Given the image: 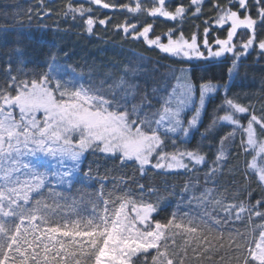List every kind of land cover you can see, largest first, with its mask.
<instances>
[{
    "label": "snow or ice",
    "instance_id": "obj_1",
    "mask_svg": "<svg viewBox=\"0 0 264 264\" xmlns=\"http://www.w3.org/2000/svg\"><path fill=\"white\" fill-rule=\"evenodd\" d=\"M132 2L88 0L104 9L145 12L154 19L180 23L192 9L193 16L201 14L204 0H190L187 7L179 4L174 11L169 10L171 0H152L151 7H145L143 0H134L132 7ZM213 8L215 24L222 28L228 25L226 38L214 40L215 50L209 43L207 20L204 51L196 33L186 38L183 31L170 28L150 36L152 24L141 30L128 21L116 27L181 62L193 57L215 61L232 53L227 69L232 78L240 57L249 55L250 49L258 48V55L264 57V0H228L224 5L214 3ZM65 9L63 15L71 14L73 19L77 14H89L86 30L93 31L96 21L90 15L91 8L82 4L75 7L68 0ZM98 23L105 25L107 21ZM16 52L23 57L21 49ZM51 59L48 71L31 74L22 67L13 74L9 64L6 80L0 84V264H185L189 252L200 262L264 264V212L259 210L264 200L253 205L226 202L224 192L215 186V177L228 158L226 142L234 141L237 132L241 133L240 147L254 152L248 168L264 185V163L257 164L258 158L264 160V140L259 139L264 135V105L257 115L254 104L229 98L225 87L221 105L225 114L216 116L200 133V143L188 147L203 123L206 99L219 91L218 84L207 81L199 85L197 106L191 70L181 68L177 85L162 99L160 108L149 114L146 108H151V101L146 92L138 104L128 99H135L139 91V85L132 82L136 68L124 67L119 78L109 84L108 97L99 89L86 87L74 70L56 65L54 53ZM188 112L192 113L190 118ZM242 118L246 124L241 123ZM218 124L231 125L232 131L220 136L209 162L202 151L203 141L212 136ZM169 142L171 151L167 150ZM86 153L118 160L122 166L133 163L141 176L148 166L185 172L206 166L205 184L213 187L197 194L196 185L185 184L184 191L191 192L188 210L182 211L177 204L162 222L156 218L162 210L160 199L155 203L145 200L143 185H139V198L128 192L117 194L115 187L106 192L107 172L100 175L97 169L93 176L91 166L82 172ZM92 179L100 183L97 192L89 194L76 187ZM120 182L125 181L121 178ZM85 198L90 209L81 207ZM245 213L250 227L242 232L234 225L244 221ZM254 217L261 222L253 224Z\"/></svg>",
    "mask_w": 264,
    "mask_h": 264
},
{
    "label": "trees",
    "instance_id": "obj_2",
    "mask_svg": "<svg viewBox=\"0 0 264 264\" xmlns=\"http://www.w3.org/2000/svg\"><path fill=\"white\" fill-rule=\"evenodd\" d=\"M104 2L122 4L129 3V0H104ZM216 2L224 5L228 0H204L201 14L193 16L194 9H192L180 23L163 17L154 19L145 12L131 14L119 8L104 9L102 6L88 3V0H72L75 7L82 4L85 8L92 9L90 15L96 23L93 31L89 33L85 23L89 14L83 17L77 14L75 19L71 14L63 15L68 0H43V3L41 0H0V84L6 80V69L9 64L12 66L13 74L17 68L21 67L30 74L48 71L49 64L52 63L51 54L54 53L55 64L61 69L69 72L74 70L86 87L99 89L102 94L110 97L109 84L119 78L127 65L137 69L135 80L132 82L139 85L135 99L132 97L128 99L130 103L138 104L146 92L151 101V108H146V111L151 114L160 108L162 99L166 98L177 85L176 77L180 75L179 70L189 69L192 82L197 87L207 81L219 83L220 86L219 91L211 94L205 102L201 118L203 123L199 125V131L195 133L191 144L188 145L192 147L201 142L200 133L205 131L212 120L216 116L225 114L224 108L221 107L225 97V87L229 98L241 104L251 102L257 109V115L260 114L261 106L264 105V57L258 55V48L255 51L250 49L249 55L240 57L238 71L230 78L227 69L232 63V53H226L215 61L211 58L205 60L193 57L191 61L185 59L181 62L180 58L170 57L158 48L149 46L143 38L133 39L132 36L125 35L116 25L128 21L142 30L146 24H152L153 32L150 36L166 33L170 28L183 31L186 38L196 33L203 49L204 21L209 22L208 39L213 46L217 37L224 39L227 36L228 25L222 28L215 24L217 13L213 4ZM143 4L145 7H151L152 0H143ZM179 4L187 7L190 0H171L169 10L174 11ZM131 6L135 7L134 0ZM101 19L106 20L107 23L100 25L98 21ZM240 32L242 30L238 29V33ZM234 42L239 44L240 41L234 38ZM17 48L22 50L23 57L17 54ZM206 53L205 51V56H207ZM240 115L243 117L244 114ZM241 123L246 124L247 120L242 118ZM230 131H232L231 125L218 124L212 136L203 141L202 151L207 154L209 162L214 158L220 136ZM259 139L264 140V135H260ZM240 143V132H237L234 141L226 142L228 158L222 172L215 177V186L218 191L224 192L226 202L244 201L246 205H253L258 200H264V185L258 181L256 173L248 168L254 155L253 150L249 149L245 152L240 147ZM167 150H172L170 142ZM261 163H264V160L258 158L257 164ZM89 166L93 169V176L96 175L97 169L100 175L107 172L106 192L113 191L115 187L117 194L128 192L133 197L139 198L141 195L139 185H143L145 200L155 203L158 198L160 199L162 210L156 218L162 222L176 209L177 204H180L182 211L188 210L187 201L191 192L184 191L185 184L196 185L197 194L205 187H213L211 183L205 184L206 166H198L197 170L189 172L157 170L148 166L146 174L141 176L133 163L122 166L118 160L86 153L81 165L82 172L88 171ZM121 178L125 181L124 183L120 182ZM197 181H199L198 184ZM76 187H82L86 193L91 194L99 190L100 183L92 179ZM150 189L154 191H149ZM81 207L90 209L91 205L88 204L87 198ZM191 207L194 208L195 205ZM259 210L264 212V207ZM220 215L223 216V213ZM247 215L245 213L243 222H237L234 225L242 232L250 227L247 223ZM260 222L259 219L253 218V224ZM177 243H181L179 237ZM185 264H214V261L193 260L189 252V258ZM232 264L236 262L232 261Z\"/></svg>",
    "mask_w": 264,
    "mask_h": 264
},
{
    "label": "rangeland",
    "instance_id": "obj_3",
    "mask_svg": "<svg viewBox=\"0 0 264 264\" xmlns=\"http://www.w3.org/2000/svg\"><path fill=\"white\" fill-rule=\"evenodd\" d=\"M164 42L166 43L167 40L164 39ZM213 50H215V45L213 46ZM201 51H204V50L201 48ZM206 54H207V53H206ZM214 84H218V85H219V83H214ZM198 89H199V87H197V92H196V94H195V102H196L197 106L199 105V91H198ZM206 100H207V99H206ZM202 113H203V110H202V112H201V118H202ZM191 114H192L191 112H188V113H187V117L190 118Z\"/></svg>",
    "mask_w": 264,
    "mask_h": 264
}]
</instances>
